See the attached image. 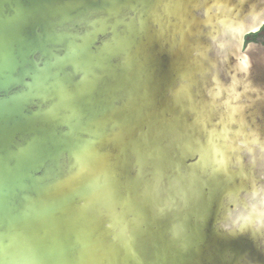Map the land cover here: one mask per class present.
<instances>
[{
  "label": "clouds",
  "instance_id": "9594fccd",
  "mask_svg": "<svg viewBox=\"0 0 264 264\" xmlns=\"http://www.w3.org/2000/svg\"><path fill=\"white\" fill-rule=\"evenodd\" d=\"M205 3L182 10L173 0H155L91 13L72 34L83 59L103 56L90 73V96L76 95L86 79L82 68L71 60L60 68L80 124L78 134L63 124L73 139L68 167L78 169L86 187L100 181L108 193H93L96 212L123 219L111 243L126 264H155L162 244L173 255L199 253L209 228L248 245L240 253L218 251L214 264H264V93L250 100L235 90L244 74L237 57L228 61L241 34L210 20L226 5ZM146 47L172 61L166 78L150 70ZM57 102L54 92L26 99L34 114ZM250 147L261 163L249 179L240 170ZM121 199L139 207L147 222L129 224L115 206Z\"/></svg>",
  "mask_w": 264,
  "mask_h": 264
},
{
  "label": "water",
  "instance_id": "95a60500",
  "mask_svg": "<svg viewBox=\"0 0 264 264\" xmlns=\"http://www.w3.org/2000/svg\"><path fill=\"white\" fill-rule=\"evenodd\" d=\"M153 2L0 0V264H126L111 243L123 228V219L118 215L98 216L96 212L93 193L106 198L108 193L100 181L86 187L78 169L68 167L66 157L73 139L64 135L67 129L63 124L74 134H78L80 124L73 93L65 88L60 68L69 60L82 68L86 79L76 95L90 96L94 87L90 73L102 64L103 56L83 59V45L72 34L82 30L81 22L91 13L117 12L122 6ZM213 2L206 0L205 8ZM215 2L227 7L219 16L210 17L213 25L219 21L241 34L228 61L234 64L231 56L237 57L239 72L244 74L236 78L235 90L254 100L264 93V47H245V36L264 24V2ZM173 3L186 10L201 0ZM209 35L215 37L214 27ZM142 55L158 78L164 79L172 71V61L162 58L155 47H146ZM70 71L65 69L61 75L67 79ZM50 92L55 93L57 103L35 114L27 107L28 97L46 98ZM50 120L62 122L61 128L47 122ZM247 142L253 143L252 136ZM260 163L250 147L241 175L250 179ZM82 201L88 205L86 208L80 207ZM115 206L129 224L147 222L135 204L121 199ZM247 246L242 239L222 240L209 228L199 253L190 250L188 254L173 255L162 244L161 259L155 264H214L218 251L227 248L240 253Z\"/></svg>",
  "mask_w": 264,
  "mask_h": 264
},
{
  "label": "flooded vegetation",
  "instance_id": "af4514ba",
  "mask_svg": "<svg viewBox=\"0 0 264 264\" xmlns=\"http://www.w3.org/2000/svg\"><path fill=\"white\" fill-rule=\"evenodd\" d=\"M252 44L264 47V24L245 36V47Z\"/></svg>",
  "mask_w": 264,
  "mask_h": 264
}]
</instances>
